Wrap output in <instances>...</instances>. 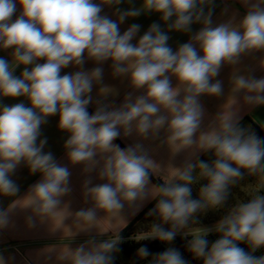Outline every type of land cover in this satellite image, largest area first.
Here are the masks:
<instances>
[{
    "label": "clouds",
    "instance_id": "1",
    "mask_svg": "<svg viewBox=\"0 0 264 264\" xmlns=\"http://www.w3.org/2000/svg\"><path fill=\"white\" fill-rule=\"evenodd\" d=\"M238 2L245 9L241 17L214 24L213 0H142L140 7L124 11L116 7L122 0H0V50H11L10 59L0 56V196H17L12 176L21 165L41 177L25 196L0 209V229L19 207L31 210L30 226L34 216L51 227L54 215L65 212L63 224L71 216L83 225L81 231L90 232L106 215L123 216L126 207L138 211L145 201L155 200L147 213L156 217L148 238L171 245L178 234L191 237L187 251L203 264H264V255H253L264 248V194L235 203L211 228L197 226L198 214L222 208L246 175L264 183V138L240 123L243 107L264 106V76L237 67L242 57L261 53L264 71V0ZM105 6L116 7V19L103 14ZM142 13H159L167 31L153 23L138 40V24L121 33L126 19ZM197 23L199 31L174 51L167 32L190 33ZM87 60L98 66L84 70ZM106 61L113 76L126 77L133 91L118 107L97 100L89 114L93 87L103 80L99 65ZM70 66L77 70L62 74ZM224 66L232 68L227 93L215 79ZM109 89L101 86L98 95L106 97ZM202 96L224 97L207 126ZM4 98L23 99L8 105ZM52 116L67 133L68 163L81 165L87 177L82 196L91 206L74 214L62 203L72 191L69 167L45 152L47 138L41 139L42 126ZM161 133L173 156L186 152L188 158L181 167L171 165L162 183L152 184L163 166L142 143L122 149L114 141L133 135L157 139ZM200 153L214 159L199 160ZM93 172L102 183H92ZM201 180L207 183L193 199L192 186ZM213 232L219 238L209 246L206 237ZM120 241L116 234L49 251L57 252L60 264H114ZM136 254L148 264H189L171 246L158 253L142 246ZM0 264H5L2 257Z\"/></svg>",
    "mask_w": 264,
    "mask_h": 264
},
{
    "label": "crops",
    "instance_id": "2",
    "mask_svg": "<svg viewBox=\"0 0 264 264\" xmlns=\"http://www.w3.org/2000/svg\"><path fill=\"white\" fill-rule=\"evenodd\" d=\"M142 0H122V3L118 7L121 11L128 10L130 8L140 7ZM116 7H104L103 14L108 15L112 19H116L114 15ZM213 8L212 20L214 24L227 21L231 16L235 15L237 18L244 14V7H242L238 0H213L211 5ZM207 10V9H206ZM157 23L161 29L167 31V25L161 21L159 13H142L135 18H128L120 25V31L123 33L132 24L140 25V30L137 34L136 40L148 29V27ZM201 28L200 24H193L191 26L190 33H181L175 31H168L170 39L168 40L169 46L175 51L179 45L188 42L190 36ZM133 41V43L136 42ZM11 50H0V56L10 59ZM261 53H255L250 56H244L241 59V63L237 66L242 71L254 75L257 78L264 76V71H261L259 67V60ZM43 63V61H40ZM94 62L87 60L83 66L84 70L90 71L94 67H97ZM103 68V80L100 85H94L91 93L93 97L92 104L88 107L89 114L95 111L96 101L101 100L104 103L118 107L125 97V95L133 90L129 86V82L126 77H114L112 74L111 61H106L104 64L99 65ZM22 70L18 68L17 74ZM77 69L74 67H68L62 70V74L75 72ZM232 72V68L224 66L220 70V74L215 79H219L223 82L225 93L229 90V79ZM173 85H175V79L173 78ZM101 86H107L111 89L108 91L111 93L106 97L98 95V90ZM139 92H134L133 95H139ZM23 98H17L15 100L4 98V104H14L21 102ZM224 97L219 98L212 96H202L200 101L205 109L204 126H207L211 119L219 111L220 105L223 103ZM241 125L250 127V129L256 132V126L264 132V106L255 108L243 107L241 109ZM58 117L52 116L48 118V122L42 126L41 139L47 138V144L44 151L51 152L56 158L57 162L61 165H67L71 172L70 187L71 193L64 197L62 203L67 202L68 210L71 213L79 211L81 208H88L91 206L90 202H85L82 196V182L87 178L82 173L81 165H70L66 159L65 150L63 148L64 142L67 139V133L62 132L57 127ZM163 133L157 139L141 140L135 135L130 137H121L114 141L119 145V141L125 148L128 145L135 143H142L145 149L148 150L149 155L157 163L163 166L157 169L155 177L161 179L163 176L171 174L172 166L181 167L185 160L188 158L186 152H181L173 156L168 147L162 143ZM120 146V145H119ZM122 149L123 147L120 146ZM199 160L207 161L211 163L214 159L210 153H200L198 155ZM172 165V166H171ZM92 183H102L96 178V172L90 174ZM12 179L19 186V193L16 197L0 196V209H6L11 204L13 199H19L26 195L29 188L37 183L41 177L39 174H29V171L23 165L19 166L12 176ZM152 184H154L151 181ZM205 180H201L196 183L195 190L198 192L199 188L206 184ZM256 194H264V183H261L257 177L245 176L244 180H241L231 189L228 200H231L232 206L240 201H247ZM198 198V196L193 199ZM155 200H147L144 202L142 208L136 211L135 208H127L124 211L123 216L119 215H106L99 222L96 228H93L90 232L81 231L82 224L74 222V218L69 216L62 223V219L67 213L59 212L54 215L51 220V227L57 229L52 231L47 221L41 222L38 218L33 216L34 226L29 225L28 217L32 216L30 209L15 208L10 214V222L7 227L0 229V257L5 260V264H60L57 261V252L55 250L49 251L54 247L60 248L62 246H69L71 249H75L80 244L84 243L88 239L95 238L97 241L113 237L116 234L121 233L137 219L142 213H144ZM225 203L223 207H227L228 203Z\"/></svg>",
    "mask_w": 264,
    "mask_h": 264
},
{
    "label": "rangeland",
    "instance_id": "3",
    "mask_svg": "<svg viewBox=\"0 0 264 264\" xmlns=\"http://www.w3.org/2000/svg\"><path fill=\"white\" fill-rule=\"evenodd\" d=\"M195 186H192V198L198 196V192L194 189ZM227 207H222L220 209L217 210H208L203 214H198V225L199 227H208L211 228L212 226H214L221 218H223V216H225L227 214V211L230 207H232V203L231 200H229L227 202ZM156 221V217L154 216H146L143 220H141V222H139V224L136 225V227L129 232V237H127L126 239H122L120 241V243L118 244V248L119 251L115 254L114 256V264H126V262H124V260H126L123 255H122V247H121V243H135L134 245H136L137 243H140L142 241H148V240H154L151 238H148L147 233H148V227H149V223ZM164 227H169L168 225H164ZM182 240H181V239ZM219 238V234L217 233H209L208 236L206 237V239L209 241V246L211 245V243H213L216 239ZM191 239V237H184L182 234H178L177 237L175 238V240L171 243V245L169 244H163L166 245V247H175V244H179V245H183L184 243L187 244V241ZM158 241V240H157ZM160 242V241H159ZM161 243V242H160ZM132 244V243H131ZM240 247L244 248L246 251L248 250V246H244L242 243L239 245ZM256 253H253V255H255ZM191 257H189V261L187 259V257L185 258L189 264H203L202 260H198V259H194L192 257V254L190 253ZM257 256V255H256ZM258 257V256H257ZM118 261V262H117Z\"/></svg>",
    "mask_w": 264,
    "mask_h": 264
},
{
    "label": "trees",
    "instance_id": "4",
    "mask_svg": "<svg viewBox=\"0 0 264 264\" xmlns=\"http://www.w3.org/2000/svg\"><path fill=\"white\" fill-rule=\"evenodd\" d=\"M255 128H256V132L258 133L260 138H264V132L257 126ZM117 142L119 143L120 146L125 148L119 141H117ZM208 154H210V153H208ZM151 181L154 184H160L163 182L161 179H159L155 176L152 177ZM155 203H156V201H154L144 213H142L139 217H137V219L135 221H133V223H131L121 233V240L122 239L124 240L127 237H129V234H130L129 232H131L136 227V225L139 224V222H141V220H143L146 216H148L147 213L149 212L150 209H152L155 206ZM131 243H128V244L121 243V247H122L121 253H122L123 257L126 259V260H124V262H126V264H148V260H141L138 258L137 254H136L137 250L142 246H146L150 250V252H152V253H158V252L163 251L165 248H167L166 245H163L162 243H160L157 240L142 241L140 243H137L136 245H134L135 243H133V242H131ZM242 244L244 246H246V244H244V243H242ZM175 248L179 249V251L182 253L184 258L187 257V259L189 261V257H191V255H190V252L187 251V244L186 243H184L183 245L175 244ZM255 253H256L255 256L257 255L258 257L261 255H264V248L257 250ZM149 259H151V257H149Z\"/></svg>",
    "mask_w": 264,
    "mask_h": 264
}]
</instances>
